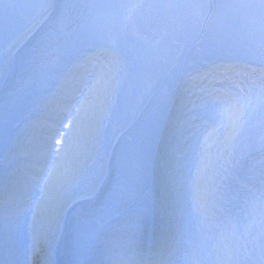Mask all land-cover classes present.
I'll return each instance as SVG.
<instances>
[{
    "label": "rangeland",
    "instance_id": "rangeland-1",
    "mask_svg": "<svg viewBox=\"0 0 264 264\" xmlns=\"http://www.w3.org/2000/svg\"><path fill=\"white\" fill-rule=\"evenodd\" d=\"M212 7L210 0H0L1 149L34 93L58 84L52 81L92 52L104 59L81 86L64 89L80 111L71 128L93 124L57 140L63 144L55 156L68 160L39 174L44 204L20 208L11 220L41 235L21 230L16 251L33 247L38 263L51 244L71 257L89 241L117 235L127 238V253L180 238L177 264L193 257L218 264L222 250L233 259L240 251V264H264V0H214ZM52 15L11 72L15 50ZM206 78L213 91L195 97L192 87ZM29 148L27 141L10 161ZM6 171L0 168L1 178ZM56 191L63 210L41 225L37 216L57 205ZM13 200L12 208L19 204ZM10 226L0 227L1 239ZM66 228L70 239L62 241ZM153 256L148 251L145 263ZM62 260L50 257L51 264Z\"/></svg>",
    "mask_w": 264,
    "mask_h": 264
},
{
    "label": "bare ground",
    "instance_id": "bare-ground-1",
    "mask_svg": "<svg viewBox=\"0 0 264 264\" xmlns=\"http://www.w3.org/2000/svg\"><path fill=\"white\" fill-rule=\"evenodd\" d=\"M225 102H226V99L224 98V103ZM91 124H93V120H90V119H88L85 124L76 123L75 127H74V132H77L78 126L82 130H87L88 127L91 126ZM54 180L56 182H60L58 177H57V179L54 178ZM56 193H57V191L55 192V199L57 198V205H56V200H55L54 204H53V205H55V207L53 208V210H51L50 212L48 211L47 215H41V216L39 215V216H37V220L36 221L39 224L44 225L46 223L54 221L58 217V215L61 213V210H63V203H62L63 201L59 198V196L56 195ZM55 208H57V209H55ZM58 208H59V211H58ZM33 217L35 219L36 216H33ZM36 260L37 259L33 258V259H31V260L29 259L27 262H25L26 261V257H25L24 251H20L18 257H13L11 259L10 264H35Z\"/></svg>",
    "mask_w": 264,
    "mask_h": 264
}]
</instances>
